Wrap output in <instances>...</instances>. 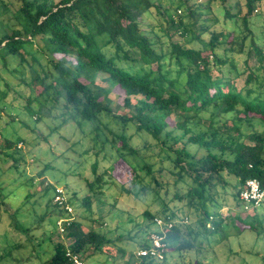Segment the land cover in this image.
I'll list each match as a JSON object with an SVG mask.
<instances>
[{"label": "trees", "instance_id": "obj_1", "mask_svg": "<svg viewBox=\"0 0 264 264\" xmlns=\"http://www.w3.org/2000/svg\"><path fill=\"white\" fill-rule=\"evenodd\" d=\"M197 1L17 0L16 12L11 14L0 3L3 12L19 26L16 29L0 22V101L11 93L8 105L15 100L19 103L28 89L31 92L23 100L22 110L30 117L35 115L34 122L56 110L60 125L88 124L99 138L101 150L106 145L114 152L117 166L110 164L99 174L95 166L91 168L94 178L86 183L87 191L78 199L80 207L88 212L91 200L98 198L93 192L106 184L103 175L111 178L121 165L126 166L127 177L121 183L126 194L157 197L161 183L153 171L156 161L151 163L148 154L158 158V173L168 162L173 187H185L182 194L175 190L173 197L183 200L194 214L193 229L184 230L188 223L179 221L187 216L168 210L163 203L160 213L144 211L143 216L150 225L146 236L154 217L168 216L175 221L164 235L173 253L190 250L191 236L200 237L208 245L209 240L215 242L214 237L224 241L230 234L238 236L254 230L256 213L264 207L263 200L244 216L221 213L225 203H219L216 193L219 186L224 194L229 193L233 206L244 212L238 198L244 182L255 179L264 191V132L255 127L264 128V39L258 43L253 36L250 19L254 16V0ZM215 4L222 9L223 27L228 23L222 31L209 29L216 23L212 15ZM172 6L179 14L182 8L183 16L173 17ZM234 53L243 57L241 86L237 85V76L242 72H234L231 58ZM41 58L50 65V71H42ZM34 65L40 67L38 72ZM3 72L16 82L4 78ZM98 77L108 86H101ZM109 94L115 98V107L124 108L126 113L113 111ZM203 113L208 118L202 119ZM128 127L140 137V146L131 143V136L126 135ZM18 142L0 139V155L11 160L13 168L20 159L15 150ZM152 145L159 148L156 154ZM188 146L195 151L191 153ZM198 150L203 155H198ZM49 189L53 192L54 187L48 185ZM218 203L221 205L211 213L202 207ZM51 207L59 211L56 219L64 216L56 205ZM8 217L15 230L27 233L28 228L22 227L13 214ZM46 217V213L38 217L35 224ZM61 236L63 241L51 244L50 255L42 264H69L65 248L83 262V257L91 256L90 248L100 252L107 243L94 230L84 232L75 217L69 219ZM47 240L50 237L44 234L38 244ZM145 240L147 244L142 242L138 249L148 248L147 237ZM9 255V251L2 253L0 261ZM136 259L140 264L164 262ZM132 261L130 257L127 264Z\"/></svg>", "mask_w": 264, "mask_h": 264}, {"label": "rangeland", "instance_id": "obj_2", "mask_svg": "<svg viewBox=\"0 0 264 264\" xmlns=\"http://www.w3.org/2000/svg\"><path fill=\"white\" fill-rule=\"evenodd\" d=\"M16 1L0 0V3L6 5L11 14L16 12ZM160 1L164 4L166 0ZM252 6L254 16L250 20L253 36L260 43L264 39V0H254ZM179 10L180 14L174 6L170 8L173 17L183 16L182 8ZM243 11L242 8L241 13ZM212 15L216 17V23L209 27L210 30L222 31L228 28V23L223 27L222 9L219 5H213ZM0 22L10 23L16 29L19 28L14 19L3 12L1 7ZM205 37V35L202 36V38ZM216 52L220 54L221 48H218ZM231 58L234 72L239 74L243 70V57L234 53ZM40 66L43 72L51 70L44 58L40 59ZM33 68L38 72L40 67L34 65ZM171 69V75H173L174 67L171 66ZM234 72H230L231 76ZM2 75L11 82H16L5 72ZM237 78V85L241 86L243 72ZM99 80L98 77L97 82L101 86H108ZM30 92L28 89L25 90L23 100L29 97ZM11 97L13 94L9 93L5 100L0 101L2 108L0 139L2 137L10 141L19 139L20 142L16 143L15 150L20 159L13 168L12 161L4 160L0 155V255L7 251L10 254L8 258L0 261V264H42L50 255L51 244L59 240L63 241L55 224L59 211L52 210L53 192L50 189L46 190L48 185L61 187L64 190L73 211L72 215L80 221L84 232L89 229L94 230L107 240L100 252H92L91 248L89 249L91 256L83 257L84 264H127L130 257L133 260L131 264H140L135 257V252L142 242L147 244L145 238L150 228L149 220L143 216V212L147 211L151 215L158 214L162 203L168 210L188 217V226L184 230L193 229L194 214L186 209L183 200L173 197L175 190L178 194L184 193V185L177 184L173 187V178L167 170L170 164L166 161L162 164L161 172L158 173V158L154 154L148 155L152 156L151 163L156 161L153 171L156 180L161 183L157 197L154 198L149 193L138 198L126 194L121 188V183L127 177L124 172L126 166L121 165L112 173L111 178L106 174L103 175L106 184L103 183L93 192V195L98 198L91 200V211L84 210L78 204V199L86 193V183L94 178L91 168L95 166L99 174L101 169L110 164L117 166L114 152L108 150L106 145L105 150H101L99 138L92 131V126L88 124L78 126L72 122L60 125L59 112L56 110H51L49 115L34 122L35 115L30 117L22 110L23 100L19 103L15 100L11 106L8 105ZM109 97L113 111L127 112L124 108L115 107V98L112 94H109ZM30 107L34 109L35 105L30 104ZM208 116L203 113L202 119ZM229 121L230 119L227 118L228 126ZM109 127L116 128L113 123H109ZM255 127L258 131L264 132V128ZM126 135L131 136L130 141L134 146L141 145L140 137L134 136V128L128 127ZM148 141L153 143L151 139ZM152 149L155 154L159 151L158 146L152 145ZM188 150L193 153L195 147L188 146ZM197 154L203 155V151L198 150ZM120 172L121 176H119ZM216 193L219 203H225L222 204L221 213L231 211L244 216L246 210L241 212L235 208L229 193L224 194L219 186L216 188ZM219 203L206 204L202 207L211 213L221 205ZM45 213L47 214L45 220L35 224L38 217H42ZM9 214H13L22 227L28 228L27 233H21L11 226ZM256 214L254 230H246L238 236L230 234L224 241H218L217 237H214L215 242L209 240L208 245L200 237L191 236L189 239L192 241V248L173 253L168 247L163 264H264V207H261ZM226 223L227 221L224 220V227L227 226ZM224 230L227 231L228 228ZM44 234L49 235L50 240L38 244Z\"/></svg>", "mask_w": 264, "mask_h": 264}, {"label": "built area", "instance_id": "obj_3", "mask_svg": "<svg viewBox=\"0 0 264 264\" xmlns=\"http://www.w3.org/2000/svg\"><path fill=\"white\" fill-rule=\"evenodd\" d=\"M178 12V11H177ZM264 58V53H263ZM239 201L242 209L250 211L251 209L258 208L264 200V191L259 188V183L255 179H248L244 182L242 190L238 194ZM53 204L63 211L64 216L56 219V229L60 235L63 234L64 228L69 225V219L73 217L71 206L66 200L65 192L61 187L53 189ZM184 225L188 223L187 217H183L180 221ZM175 221L168 216L164 218L154 217L152 219L151 231L147 239L149 246L146 249H138L135 252L136 258L146 257L154 262L160 263L164 260V253L167 245L164 242L165 232L170 230ZM64 255L69 264H83L77 254L72 253L68 248H65Z\"/></svg>", "mask_w": 264, "mask_h": 264}]
</instances>
